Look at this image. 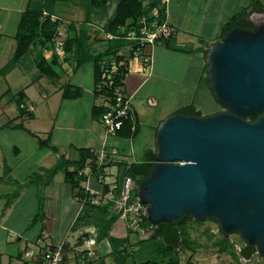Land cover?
I'll return each instance as SVG.
<instances>
[{
  "label": "rangeland",
  "instance_id": "rangeland-1",
  "mask_svg": "<svg viewBox=\"0 0 264 264\" xmlns=\"http://www.w3.org/2000/svg\"><path fill=\"white\" fill-rule=\"evenodd\" d=\"M40 1L0 0V41L4 39L9 41V44H2L0 49V67L12 55L14 41L11 36L16 30L20 11L26 6L34 8ZM115 1L107 0L104 4L105 9L97 6L90 10L87 25L89 38L101 36L100 28L110 15ZM150 1L142 0V4L146 5ZM194 1L191 14L196 19L200 11V2L203 0ZM59 4L60 6L56 7L58 15L76 23L82 21L83 9L76 2ZM171 28L170 37L149 46L150 74L146 78L138 74L131 76V87L141 83L134 96L142 97V101L137 103L132 99L133 107L137 112V123L128 137H122L125 139L115 143L117 152L110 155L111 158L105 169L106 181L115 180L118 186L121 173L117 162L126 164L139 162L148 150L154 151L155 127L162 118L185 106L195 107L201 115L224 110L208 89L205 61L203 62L204 51L209 44L219 39L220 33L212 38L205 35L182 36L175 33L173 27ZM102 44L103 41L92 43L93 51H99ZM37 49V46L33 47V50L37 51ZM28 60L29 56L26 53L19 58L9 73L4 76L0 74V121L3 109L6 110L8 117L15 115L16 90L28 83L26 92L33 102L36 116L35 121L25 122V129L15 125L13 129L0 130V169L2 164L12 168L10 175H0V222L7 219L6 223L13 228L2 229L0 226V252L2 251L3 255L1 249L3 241L6 243L10 240V242L16 239L22 240V234L32 230L39 223L44 224L45 241L57 240L62 230V211L69 205L70 198L66 184L63 183L62 170L60 167L52 168L57 162V157L51 146L71 154L68 144L72 143L77 147L84 145L85 138L92 137L90 127L92 123L95 131L101 132L98 121L95 119L91 121L88 113L92 102L100 101L95 96L91 61L83 62L72 72L71 63L62 62L63 70L56 69L58 77H48L39 74ZM200 74L202 76L199 79ZM65 83L70 85L71 90L80 89V94L74 98H60V91L54 92V88L61 87ZM41 94H45V98ZM58 102L59 108L56 110ZM43 128L45 133L39 132ZM29 129H35V133H29ZM47 135L49 139H46ZM43 139L46 141L41 143L40 140ZM91 140L97 150L99 139ZM13 145L18 148L17 152L12 150ZM68 169L72 170L73 167ZM48 185L50 190L45 188ZM51 205L54 206L53 216H47L46 208ZM35 216L37 217L34 218ZM70 225L66 228L64 236L67 260L69 264H83L81 253L76 256L74 250L79 230L72 231ZM181 230L187 240L188 248L176 251L177 264H264V260L255 251L248 257L238 253L237 250L243 242L236 233H226L228 243L224 247L215 245L214 242L220 239L222 234L214 219L194 220L187 216L182 219ZM109 232L115 237L127 235V243L131 245L138 239L135 235L125 232L122 221L118 219L112 223ZM176 248L178 249V246ZM95 250L96 256L102 255L105 263L112 258L106 240L97 242ZM31 264L34 262L31 261Z\"/></svg>",
  "mask_w": 264,
  "mask_h": 264
},
{
  "label": "water",
  "instance_id": "water-1",
  "mask_svg": "<svg viewBox=\"0 0 264 264\" xmlns=\"http://www.w3.org/2000/svg\"><path fill=\"white\" fill-rule=\"evenodd\" d=\"M204 61L208 89L224 110L162 118L153 164L135 192L149 224L183 214L214 219L264 260V25L229 29Z\"/></svg>",
  "mask_w": 264,
  "mask_h": 264
},
{
  "label": "trees",
  "instance_id": "trees-1",
  "mask_svg": "<svg viewBox=\"0 0 264 264\" xmlns=\"http://www.w3.org/2000/svg\"><path fill=\"white\" fill-rule=\"evenodd\" d=\"M76 2L83 9V19L79 23L72 21L68 24V33L64 40V54L62 61L71 63V70L74 71L80 64L85 61H91L93 64V82L96 83L99 79V61L106 56L113 53L121 42L115 40H108L102 44L99 51L94 52L92 43L101 41L100 38L94 36L89 38L88 35V16L93 7L99 6L105 9V2L107 0H41L40 3L34 8L26 6L19 14L16 30L13 34L14 48L9 60L0 67V74L9 72L19 60V58L30 48L37 46L35 58V67L39 74L48 77H58L56 69L63 70L61 63L54 56L50 61H46L41 55V48L46 45L51 34L55 30L57 23L51 22L48 19L39 20L42 10L49 13H57L56 7L60 6V2ZM158 0H151L146 5L142 4V0H116L110 15L106 18L103 29L106 31L114 32L117 25L121 24L124 20L135 18L145 13L150 7L154 6ZM250 3L257 4V8L261 10L262 4L258 0H251ZM244 8L229 17L222 25L220 36L226 31L235 26H244L243 18H240ZM159 17L163 18V9H159ZM219 36V37H220ZM166 40V39H165ZM168 46V45H167ZM179 49L178 47L176 48ZM206 51V50H205ZM204 51V54H205ZM206 66V63H205ZM206 69V67H205ZM120 73L117 78H124V69H119ZM207 80V77H205ZM80 94V89L74 88L71 90L70 85L65 83L62 86V98H74ZM23 102L22 93H18L16 103L17 107ZM103 108L99 106L91 107V115L99 121L100 114ZM176 112L200 114L198 110L191 106H185ZM247 119H254L255 115L245 116ZM129 123L124 122L123 126L116 131L115 135L120 137H128L130 134ZM20 127V125H18ZM47 139V138H46ZM46 139L40 140L41 143ZM51 149L56 152L57 149L51 146ZM77 155L75 159H66L59 153L57 155V162L52 167H60L63 174V180L69 184L72 194L74 187L78 185L75 179V173L83 167L84 161L89 158L91 161L94 159V153L86 147L76 148ZM58 152V151H57ZM154 152L148 150L144 158L139 162H117L121 176L128 175L133 181L131 193H135L137 183L147 176L149 169L153 164ZM73 167L69 170V167ZM120 176V177H121ZM74 194L83 195L82 190L79 189ZM189 215L183 214L176 219H171L167 222H159L153 225L152 232L146 238L136 239V243L132 245L127 243L128 236L115 237L109 230L112 223L116 220V213L113 209V203L107 201L102 204L91 203L89 199L85 200L81 208L75 215L71 222L70 229L79 230L78 240L81 236H87L88 232H83L84 228L92 227L97 242L107 241L109 246V254L112 256L110 261L105 263L103 256L100 255L94 261L83 257V264H177V250L187 249V240L183 236L181 230L182 219ZM35 216L34 218H36ZM33 218V220H35ZM222 237L214 242L219 247H224L228 240L226 233L220 230ZM149 244V247L147 245ZM178 246V249L176 248ZM253 245H247L246 252L243 256L247 257L254 251Z\"/></svg>",
  "mask_w": 264,
  "mask_h": 264
},
{
  "label": "built area",
  "instance_id": "built-area-1",
  "mask_svg": "<svg viewBox=\"0 0 264 264\" xmlns=\"http://www.w3.org/2000/svg\"><path fill=\"white\" fill-rule=\"evenodd\" d=\"M165 2L166 0H158L145 13L124 20L116 26L114 32L100 28L99 38L103 43L115 40L122 44L109 56L99 61L100 75L94 85V91L100 99L99 105L103 108L98 121L103 137L99 148L90 150L94 153V159L91 161L87 158L83 167L75 173L78 185L73 188L71 194L76 205L74 217L87 199L94 204L110 201L113 203L116 219L122 221L125 232L140 239L146 238L152 232L153 225L145 220L144 203L140 201L136 192L131 193L132 180L128 175L120 177L119 186L115 180L106 181L107 162L111 158L110 155L117 152L115 144L109 142L108 138L110 135L114 136L124 122L129 123L130 133L135 129L136 117L132 94L125 87V78L133 73L146 78L151 70L149 46L171 36V26L164 16L162 19L159 17V9L162 8L163 12L165 11L163 6ZM44 19L56 22L57 26L46 45L41 48V55L47 61L55 56L62 63L64 40L68 33V24L72 20L42 10L39 20ZM120 68L125 70L124 78H117ZM19 107L27 111L31 110V107L24 102H21ZM79 189L82 190L83 195L74 194ZM83 232L89 234L77 239L75 255L78 256L81 253L82 259L86 257L94 261L97 258L94 230L92 227H87L83 229ZM66 249L64 236L55 243L36 238L33 242L26 244L21 252L20 260L27 263L32 261L34 264H69Z\"/></svg>",
  "mask_w": 264,
  "mask_h": 264
},
{
  "label": "crops",
  "instance_id": "crops-1",
  "mask_svg": "<svg viewBox=\"0 0 264 264\" xmlns=\"http://www.w3.org/2000/svg\"><path fill=\"white\" fill-rule=\"evenodd\" d=\"M250 1L251 0H203L200 2L201 6H200V11H199L198 17L195 19L191 14L193 11L194 5H195L194 0H166L165 4L163 5L164 10H165L163 12V16H164L166 22L171 27H173L174 32L179 34V35H182V36L183 35H198V36L205 35L206 37L212 38V36L220 33L223 23L229 17L236 14L239 11V9H241L242 7L244 8V11L241 14L240 18H243V19H246V18L249 19L253 16H256V15H258L259 11L264 9V1L258 0L260 2V4H262V6H263V8L261 10H259L257 8L256 3L252 5L250 3ZM11 37L13 38V35ZM13 41H14V39H13ZM8 42H9L8 39H6V40L4 39V40H2V42L0 41V49L2 47V44H9ZM13 48H14V45H13ZM26 53L29 56L28 61L30 62V65L36 69L35 64H34L35 58H36V51L33 50L32 47H30L23 55H25ZM202 58H203V56H202ZM203 62H204V60H203ZM16 64H17V62L15 63V65ZM15 65H14V67H15ZM9 72H7V73H9ZM37 72H38V70H37ZM71 72H72V70H71ZM7 73H5L4 75H6ZM135 74L137 75L138 73H133V74H129L126 76L125 87H126L127 91L132 94V99L134 100V102L139 103L142 101V97H136V96H134V94L138 91V87L141 83H139L138 85L133 86V87H131V84H130L131 76H133ZM201 76H202V74L199 75V79L201 78ZM28 85H29V83L23 84V86L20 89L16 90V96L18 95V93H22L23 102L25 104L29 105L31 107V110L27 111L23 108L17 107V111H16L15 115H13L12 117H8L6 110L3 109L1 111V112H3V116H2V120L0 121V130L1 129L10 130V129H13V127H15V125H17V126L20 125L21 128L24 127V129H25L26 128L25 122L35 121L36 116H35L34 111H33V102L29 99V96L26 92ZM55 91H60V98H62L61 97L62 86L54 88V92ZM41 96L45 98V94H41ZM95 96H97L96 93H95ZM10 102H12V101L10 100ZM99 102L97 100H96V102H92V105L90 106V110L88 109L89 118L91 119V121H94L93 119L97 120L96 118H93L91 115V107L92 106H98ZM57 108H59V102L57 104L56 110H57ZM194 109H196V108L194 107ZM134 112H135L136 123H137V112L135 109H134ZM90 127H91L92 137H89V136L86 137L85 138V141H86L85 144L82 146H78V147H86L90 150H95V146H93V144H92L93 142L91 139L92 138L99 139V141H100L99 146H100L101 140L103 137L102 129H101L100 133L98 132L99 133L98 134L94 129L95 126L93 123L90 125ZM28 132L34 134L35 129H33V130L29 129ZM39 132L45 133V128H43V130H39ZM48 134H49V132H48ZM46 138L49 139V135H47ZM123 139H125V138L114 135V136L109 137L108 141L113 142L115 144L116 142H118V140H123ZM68 145L72 151L71 154L66 153L64 150L59 151V149L56 148L58 152L53 151L55 156L57 157V155L59 153H62V155L66 159H75L76 155H77V151L75 149L78 147L74 146L72 143H69ZM12 150L17 152L18 148L15 145H13ZM11 173H12V168L2 164V167L0 169V175L1 176H3V174L4 175H10ZM62 179H63V176H62ZM63 183L66 184L67 194L69 192V198L70 199H69V205L66 208H64L62 211V218H63L62 222H61L62 230H61L60 234L58 235V237L56 238L57 240H55V242H57L61 237L65 236V233H66L65 230L71 224V222L74 218V213H75V209H76V205H75V202L73 201V197L71 195L69 184L64 182V180H63ZM45 188H46V190H50L49 185L46 186ZM71 200L73 201V203ZM53 209H54L53 205H51L50 207L48 206L46 208V215L47 216H50V215L53 216ZM6 221H7V219H4V220H2V223L0 222L1 228L6 229V227H8L10 229H13L11 226H9V224L6 223ZM46 227H47V225L45 224V228ZM43 228H44V224L39 223V224H37L36 227L32 228V230L30 229L29 231H25L24 234H22V240L16 239V241H13V242H10L11 241L10 240L6 243H4L5 241H3V244H2L3 247H1V249L3 250L4 255L1 254V252H2L1 251L0 252V264H31V263H27V262H22L20 260V255H21L22 249H24L26 244L33 242L36 238H41L45 241V238L43 236V234H44ZM55 242L51 241V243H55Z\"/></svg>",
  "mask_w": 264,
  "mask_h": 264
},
{
  "label": "flooded vegetation",
  "instance_id": "flooded-vegetation-1",
  "mask_svg": "<svg viewBox=\"0 0 264 264\" xmlns=\"http://www.w3.org/2000/svg\"><path fill=\"white\" fill-rule=\"evenodd\" d=\"M262 11V10H261ZM261 11H259L258 13H260ZM243 28L245 29H249V30H255L259 25H264V17H257V16H253L251 18H246L243 21ZM242 27V26H241ZM247 245L249 244H245L243 243V245L241 247L238 248V253L243 256V254L246 252V248ZM255 251V250H254ZM254 251H252L250 254H252ZM249 254V255H250ZM248 255V256H249ZM247 256V257H248ZM245 257V256H244Z\"/></svg>",
  "mask_w": 264,
  "mask_h": 264
}]
</instances>
